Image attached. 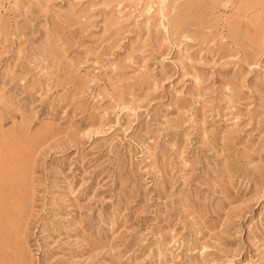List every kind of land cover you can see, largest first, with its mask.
Returning a JSON list of instances; mask_svg holds the SVG:
<instances>
[{"label": "rangeland", "instance_id": "1", "mask_svg": "<svg viewBox=\"0 0 264 264\" xmlns=\"http://www.w3.org/2000/svg\"><path fill=\"white\" fill-rule=\"evenodd\" d=\"M0 218V264H264V0H0Z\"/></svg>", "mask_w": 264, "mask_h": 264}, {"label": "bare ground", "instance_id": "2", "mask_svg": "<svg viewBox=\"0 0 264 264\" xmlns=\"http://www.w3.org/2000/svg\"><path fill=\"white\" fill-rule=\"evenodd\" d=\"M2 216L4 217V215H2ZM2 216H1V217H2ZM0 219H1V218H0ZM0 225H1V224H0ZM0 227H2V226H0ZM2 229H3V228H2ZM3 230H4V229H3ZM0 244H1V243H0ZM4 247H5V246H4ZM6 247H7V246H6ZM4 251H5V250H4Z\"/></svg>", "mask_w": 264, "mask_h": 264}]
</instances>
